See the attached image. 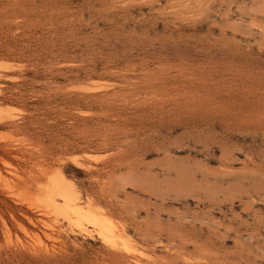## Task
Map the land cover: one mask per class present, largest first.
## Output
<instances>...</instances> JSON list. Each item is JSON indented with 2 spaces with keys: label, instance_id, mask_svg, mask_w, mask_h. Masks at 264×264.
<instances>
[{
  "label": "rangeland",
  "instance_id": "1",
  "mask_svg": "<svg viewBox=\"0 0 264 264\" xmlns=\"http://www.w3.org/2000/svg\"><path fill=\"white\" fill-rule=\"evenodd\" d=\"M0 264H264V0H0Z\"/></svg>",
  "mask_w": 264,
  "mask_h": 264
},
{
  "label": "bare ground",
  "instance_id": "2",
  "mask_svg": "<svg viewBox=\"0 0 264 264\" xmlns=\"http://www.w3.org/2000/svg\"><path fill=\"white\" fill-rule=\"evenodd\" d=\"M63 178V180H64V177H62ZM63 183H64V188L67 190V192L68 193H66V195L68 196H65V200L70 204V206L73 208V210L76 212V213H79V214H82V215H85L86 214V211L84 210V208L80 205V204H78V202L76 203V202H73V201H70L69 199H71V198H73L74 199V193H73V190H72V187H71V185H69L68 183H66L65 182V180L63 181ZM48 190V189H47ZM40 193H41V191H40ZM57 201V200H56ZM54 202V201H53ZM87 202V201H86ZM56 205H57V203H56ZM88 215V214H87ZM88 216H92V215H88ZM93 217H94V220H93V222L96 224V225H98V226H100L101 228H103V229H105V230H107L106 228L108 227V222H107V220L105 219V218H103V217H100V216H95V215H93ZM131 253V252H130Z\"/></svg>",
  "mask_w": 264,
  "mask_h": 264
}]
</instances>
